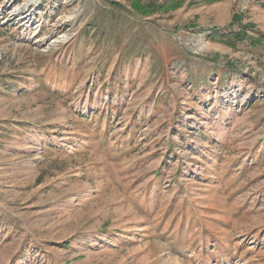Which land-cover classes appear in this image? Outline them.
Returning <instances> with one entry per match:
<instances>
[{
	"label": "rangeland",
	"instance_id": "374dc122",
	"mask_svg": "<svg viewBox=\"0 0 264 264\" xmlns=\"http://www.w3.org/2000/svg\"><path fill=\"white\" fill-rule=\"evenodd\" d=\"M136 1L0 0V264H264V0Z\"/></svg>",
	"mask_w": 264,
	"mask_h": 264
},
{
	"label": "trees",
	"instance_id": "16d2710c",
	"mask_svg": "<svg viewBox=\"0 0 264 264\" xmlns=\"http://www.w3.org/2000/svg\"><path fill=\"white\" fill-rule=\"evenodd\" d=\"M222 1V0H215V2ZM183 2L182 0H170V3L164 4V5H155V4H149V5H142L139 3V1H136L132 3V8L138 12L139 14H142L144 16H150L151 14H154L159 11L163 12H169V11H174L179 8H181ZM242 21L241 17L235 16L234 17V23H240ZM248 27L254 28L251 24H249ZM248 28L245 26L242 27V30L239 31H234L228 34L227 36L232 37V41H238V40H243L248 32Z\"/></svg>",
	"mask_w": 264,
	"mask_h": 264
}]
</instances>
